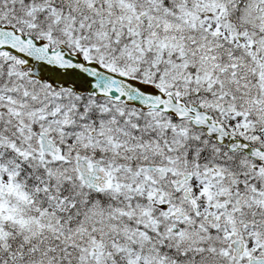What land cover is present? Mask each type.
<instances>
[{
    "label": "snow or ice",
    "instance_id": "snow-or-ice-1",
    "mask_svg": "<svg viewBox=\"0 0 264 264\" xmlns=\"http://www.w3.org/2000/svg\"><path fill=\"white\" fill-rule=\"evenodd\" d=\"M0 264H264V0H0Z\"/></svg>",
    "mask_w": 264,
    "mask_h": 264
}]
</instances>
